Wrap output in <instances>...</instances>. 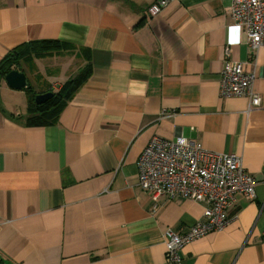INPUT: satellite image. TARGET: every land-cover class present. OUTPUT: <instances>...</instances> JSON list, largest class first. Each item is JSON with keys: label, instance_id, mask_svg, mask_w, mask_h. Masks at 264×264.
I'll return each instance as SVG.
<instances>
[{"label": "crops", "instance_id": "obj_1", "mask_svg": "<svg viewBox=\"0 0 264 264\" xmlns=\"http://www.w3.org/2000/svg\"><path fill=\"white\" fill-rule=\"evenodd\" d=\"M156 1L0 0V264H167L165 232L186 234L205 205L141 191L154 137L240 157L256 181L181 264H264V47L246 45L231 0H169L150 18ZM40 44L56 49L34 56ZM226 48L254 74L258 109L220 97ZM18 54L10 70L36 96L89 70L55 124H29L28 89L6 85Z\"/></svg>", "mask_w": 264, "mask_h": 264}, {"label": "built area", "instance_id": "obj_2", "mask_svg": "<svg viewBox=\"0 0 264 264\" xmlns=\"http://www.w3.org/2000/svg\"><path fill=\"white\" fill-rule=\"evenodd\" d=\"M169 4V0L156 1L147 10L148 16L158 17ZM228 15L234 27L242 31L250 49L264 47V0H231ZM229 57L226 48L220 73V97L246 98L250 111L258 109L261 99L253 91L254 74L246 73L241 63ZM59 88L54 86L53 90ZM137 169L139 187L144 194L150 195L152 203L166 197L205 205L202 219L186 234L165 232L167 264H181L180 251L185 246L228 228L231 222L228 213L236 194L244 195L247 200L255 198L256 181L247 174L240 157L210 153L200 144L182 137L174 141L151 139L138 159ZM155 211L152 210L154 216Z\"/></svg>", "mask_w": 264, "mask_h": 264}, {"label": "trees", "instance_id": "obj_3", "mask_svg": "<svg viewBox=\"0 0 264 264\" xmlns=\"http://www.w3.org/2000/svg\"><path fill=\"white\" fill-rule=\"evenodd\" d=\"M56 49L55 45L49 44V45H34L33 48H31V51L33 52L34 56H42L46 54L45 52L53 51ZM60 50V48H58ZM17 59L14 61H11L10 65L4 70L2 75L9 73L11 70V66L14 64L16 65L18 63V59H21L23 54H18ZM31 56V57H34ZM89 75V70L85 69L82 73L78 74L76 77L70 79L68 82L63 84L57 91L56 94H54V97L48 101L47 103L37 106L35 104V97L36 93H34L31 89L27 91L29 95V101H28V111L29 114L32 115V118L29 120V124L31 125H51L55 124L59 115L65 108V106L71 101L72 97L76 93V91L84 84L86 78ZM51 92V89L50 91ZM48 93V92H47Z\"/></svg>", "mask_w": 264, "mask_h": 264}, {"label": "water", "instance_id": "obj_4", "mask_svg": "<svg viewBox=\"0 0 264 264\" xmlns=\"http://www.w3.org/2000/svg\"><path fill=\"white\" fill-rule=\"evenodd\" d=\"M4 81L6 85L14 91H22L25 89H31V86L25 76V74L18 72L17 70L10 71L4 75ZM54 97L53 93H45L42 95H37L35 97V104L41 106Z\"/></svg>", "mask_w": 264, "mask_h": 264}, {"label": "rangeland", "instance_id": "obj_5", "mask_svg": "<svg viewBox=\"0 0 264 264\" xmlns=\"http://www.w3.org/2000/svg\"><path fill=\"white\" fill-rule=\"evenodd\" d=\"M30 68H32V66L29 64ZM57 91V90H56Z\"/></svg>", "mask_w": 264, "mask_h": 264}]
</instances>
